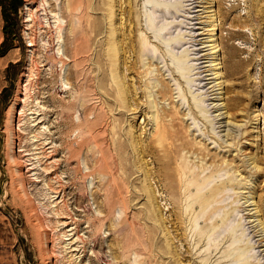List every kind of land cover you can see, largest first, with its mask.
Here are the masks:
<instances>
[{
    "label": "rangeland",
    "instance_id": "1",
    "mask_svg": "<svg viewBox=\"0 0 264 264\" xmlns=\"http://www.w3.org/2000/svg\"><path fill=\"white\" fill-rule=\"evenodd\" d=\"M158 1L165 6L150 7L147 11L142 4H136L138 0H133V4L135 10L142 12L143 23L149 13L158 26H168L163 32L167 41V47L162 50L165 56L158 51L152 69L154 76L160 66L165 77L158 74L174 89V100L181 111L175 129L183 131L184 139L206 142L211 153L220 154L216 158L218 165L225 159L231 162L230 167H240L238 172L234 171L236 166L227 172L224 163L219 172H214L210 183L212 187L233 177L220 195L221 209L212 221L219 220V226L207 227L202 233L204 219L198 221L201 210L186 212L185 197L181 209L180 197L170 189V177L157 175L154 154L151 150L141 152L152 140L155 126L148 96H143L141 88L137 90L135 98L141 107L135 114L119 107L118 90L106 89L109 83L120 84V78H113L118 72L120 44L129 43L130 35L136 39L138 34H144L130 21V16L136 19L139 14H123L124 9L131 7L132 0H50L48 8L55 11L60 8L64 18L63 49L68 54V58L63 57L64 67L56 53L57 27L48 23L42 0H0V264H264V0ZM212 5L217 9L213 17L217 24L214 37L220 48L219 70L209 66L213 56L209 46L212 42H208L212 12L208 11ZM199 16L202 18L198 19ZM75 35L79 38L77 43H74ZM32 42L35 46H30ZM75 48L80 53L77 56ZM106 52L109 56H105ZM132 55L128 52L121 59L127 56L131 64ZM173 56L182 58L186 67L185 77L190 80L187 90L173 77L176 68ZM107 57L111 58L109 81L103 71ZM207 69L211 70L204 72ZM214 71L221 72L220 81L224 82L219 92L225 100L220 101L231 104L229 110H222L228 111L229 118L221 119L224 127L218 128L221 124H216L220 134L215 136L202 116L204 112L197 109L195 114L187 100L191 105L193 98L201 105L211 104L209 108L213 110L208 115L217 113L213 102L217 103L219 94H209L207 98L204 92L213 83L203 87L208 82L203 81L206 74ZM25 73L30 75V81L23 113L16 116L23 123L17 130L18 153L22 156L29 152L26 159L22 157V169L33 204L51 226L48 245L55 247L51 260L45 254L46 244L40 239L35 215L25 206L19 186L13 183L15 167L7 157L10 108L20 95L18 86L26 79ZM61 77L73 84L74 96L67 92L59 96L56 89ZM134 77L127 76V81L133 84L137 80ZM100 93L110 101L101 103ZM161 100L159 107L171 109V100ZM43 105L48 107L46 119L34 126L29 109L36 112ZM86 109L95 113L92 121L99 118L97 130L88 124ZM120 109L127 115L120 114ZM228 120L231 124L227 125ZM93 129L101 135L100 140L107 142L116 160L108 159L105 165L98 162V149L88 142ZM228 131L234 134L230 138L224 136ZM38 133L39 141L33 142L32 136ZM234 137L240 143L231 146ZM83 155L91 168H84ZM185 156L197 171L204 163L211 164L207 171L214 168V163L192 152L187 154V150L178 156L179 162ZM255 165L260 169L254 168ZM91 173L92 192L86 179ZM64 203L76 222L71 224L68 220L70 225L65 229L61 224L66 219L58 214ZM73 226L77 227L76 237L68 239L66 244L75 239L76 244L73 247L70 244V248L57 234ZM75 247L77 250L72 251ZM188 247L199 257L192 256Z\"/></svg>",
    "mask_w": 264,
    "mask_h": 264
},
{
    "label": "bare ground",
    "instance_id": "2",
    "mask_svg": "<svg viewBox=\"0 0 264 264\" xmlns=\"http://www.w3.org/2000/svg\"><path fill=\"white\" fill-rule=\"evenodd\" d=\"M49 1L50 0H42V3L44 6V11H45L46 15L49 16L48 17L49 18L48 23H50V24L52 23V25L57 27L56 37H55L56 46H57L56 53H57V55H59L61 57V60L59 62L62 64V67H64V65H66V63H65L63 57L68 58V56H67L68 54L66 53L65 49H63L64 39H63V34H62L63 28L61 26L64 24V18L62 17V13H61L60 8H59V11L50 10L48 8L49 4H50ZM139 1L140 0H138V3L136 2V4L137 5L142 4V6L146 8V11L150 7L156 9V8H158V6L159 7L165 6V4L159 2L158 0H143V2H141V3H139ZM194 2L192 4H194ZM259 5L260 4L257 3L258 12H260ZM211 7L210 8L212 10L208 11V12H212L211 13L212 15L211 16L209 15V18H212V21L210 23L211 24V29H210L211 33L209 35L208 42H212L209 46H211L213 59H212V65H209V66L214 67V70H219L221 68V65H220L221 62L219 61L220 59L218 57V55H219L218 52L220 51V48L218 47L219 45L217 44V38L214 37V31H216V25L217 24L215 22L216 21L215 17H213V16H215L214 11H216L217 9L213 8L214 5H212ZM205 8H207V7L205 6ZM129 9L128 10L124 9L123 14L128 13L126 15H129V14H134L135 12L137 14H139L140 16L136 19L134 18V16H133V18L130 16V21L132 23H134V26L137 27V30L142 31L144 34L143 35L138 34L136 36V39H135V37H131V35L129 34L130 35L129 43L125 42V41H122V42H125L126 45H125V43H122V45L119 43L120 47H118V49H117V52L119 54L118 63H117V67H118L117 71L118 72L113 74V78H120V84L111 85L109 83V84H107L106 89H108L111 92H113V91L117 92V90H118V93H120V98H118L119 99V104H118L119 107L129 109V110L133 111V113H135V114H137V112L140 111V107H141L139 99L135 98V96L138 94L137 90L139 88H141L143 96H148V98H149V102H148L149 104L148 105H149V108L152 110V117H153V121H154L155 126H154V130L152 132V137H151L152 140L150 142H148L146 146H143V148H141V152H144L146 150H151V153L154 154V162H155V164L158 165V167H157L158 174L157 175L158 176L162 175L164 177H170V180H171V182L169 183L170 189L172 188V190L180 197V199H179L180 203L178 206L181 209H183V206H184L183 198L185 197V199H186L185 211L186 212L189 211V213H191L192 211H196L197 209L201 210V214L198 217V221L199 220L202 221V218L204 219L205 227H203V229H202V233H203L204 230L207 229V227L208 228L211 227V229H212V228H216L217 226H219V224H218L219 220H215V222H212V221H213V218H215V214L221 209V207L219 206L220 201H222L220 195L222 196V194L225 193V190L228 188L229 183L231 181H233V177H229L227 180H222L220 182H217L212 187H210V183L213 182V180H214L213 179L215 176L214 172H217V171L219 172L224 163H226L225 168L228 169L227 172H229L236 165L230 167L229 165L231 164V162H228V160H225V159H222L221 166L218 165L216 158L220 154L211 153V150L208 148V145L206 144V142L195 141L194 139L193 140L184 139L183 138V135H184L183 131L179 132L175 129L174 123H175L176 119L178 118L177 115H179L181 113V111L179 110V105H176L175 100H174V89L171 86L169 81H166L165 78H161V76L165 77V74L163 73V70L160 66H158L156 68V70H158L156 72H158V73L160 72L161 76L158 73H156L153 76L154 71L152 69V66L154 65V61H157V57H158L157 52L160 51V54L162 55V53L164 54V52L162 51L163 48L165 47V45L167 47V41L164 38L163 32L168 26L167 25H163L161 27L158 26L154 17L151 16L149 13L146 15L147 17L144 20L145 22L143 23V21H142L143 18L141 15L142 12L139 11V9L138 10L134 9L133 0H132V5ZM201 18L202 17L199 16L198 19H201ZM30 19H28L27 21H30ZM133 34H134V32H133ZM78 39L79 38L75 35L74 43L75 42L77 43ZM124 39H126V38L124 37ZM30 46H35V44L32 42L30 44ZM54 51H55V46H54ZM128 52L130 54L133 53V55H134V59L131 61V64H128V61H127L128 57L127 56L125 58H123V60L121 59V57L122 56L124 57L125 54H127ZM74 53H75V56L80 54L78 48H75ZM166 54H168L167 51H166ZM105 56H109V54L106 52ZM164 56H165V54H164ZM162 57H163V55H162ZM173 57H174L173 61H175V63H176V68H173L174 69L173 73H172L173 77L176 81L180 82V84L182 85V87L184 89L187 90L188 89L187 86L189 85L188 83H190V80L186 79V77H185L184 69H186V67L183 66L182 58H180V57L177 58L175 56H173ZM129 59H130V56H129ZM199 59H201V58H199ZM165 61H166V59H165ZM110 64H111V58L107 57V59L105 60V62L103 64V67H104L103 71L105 72V76H106L108 81L110 80L108 77V75H109L108 71H109V65ZM125 66H126V68H125ZM210 70L211 69H207L204 72H208ZM127 72H129L130 75H127ZM131 75L135 76L136 78L135 77L134 78L137 79L136 81L133 82V84H130L127 81V76L130 77ZM211 75H214V77L213 76L210 77ZM152 76H153V78H150ZM221 76L222 75H221L220 71H214L213 74H206V77H204V80H203V81H208V82H206L205 85H203V87L206 86L207 84L213 83V85H210V86L208 85L209 86L208 89L204 92L206 97L209 96V94L215 95L217 93L220 95V96L218 95L219 99H218L217 103L216 102H213L214 104L212 103L213 108H215L214 111H217L216 114L208 115L209 113H211L212 108L211 109L209 108V106L211 104L208 106H205L203 104L201 105V103L196 98H193L194 104L191 105V101L189 100V98L188 99L186 98L188 100L189 108L190 109L192 108L194 110L195 114H198V112L196 111L197 109L199 112L205 113V114L203 113L202 116L205 117L206 120L205 119L204 120L206 121V123L208 121L210 129H211L210 132H212L214 134V136L217 134H220L216 131V129H217L216 124L217 123L221 124L220 126H218V128H220L221 126H223L222 125L223 121L221 119L229 118V114H227L228 111L222 112V110H224V109L229 110L231 108V104L228 101H227V103L220 101L223 99L225 100V97H223L222 92H219L220 89L222 90V88H223L222 86L224 84V82L220 81ZM24 77H26V79H24L22 82H20L19 86H18L19 87L18 92L20 93V95L18 96L16 102H14L10 108L9 115H10L11 120L8 124V129H7L8 130L7 157H8L9 163L15 167V174L16 175L13 179V183L17 184L19 186V191L21 192V197L25 203V206L29 207L31 209V211L33 212V214L35 215V225L41 231L40 239L42 240L43 243L46 244V247L44 249L45 254H46L47 258H49L51 260L53 258V254H55V251H54L55 247H50L48 245L51 241V233H50V230H51L50 227L51 226L49 225V223H47V220H45V218L43 216L44 215L43 212L42 211L39 212L38 208L35 207V204H33L32 195L30 193L31 191H29V188H28L27 183H26L25 173L22 169V163H23L22 157L25 156V159H26V156L28 155L29 152L25 155H22V156H20L18 153L17 130L23 126V123L21 122V119L17 121L16 116L21 115L23 113L24 106H25V103L27 101V87H28V84L30 81L29 80L30 75L25 73ZM131 78H133V77H131ZM144 78H146L145 81L143 80ZM136 83L138 84V86ZM114 86H116V87H114ZM73 88H74L73 84L69 81V79H67L66 77H61L60 84L58 85V89H56V91L58 92L59 96H61V97H62V95H61L62 92H64V93L67 92L68 94L70 93V94H73V96H74V92L72 91ZM154 88H157L155 90L156 92L153 90ZM212 98H215V97H212ZM161 99L169 100V101L171 100V102H170L171 109H168L165 106L159 107L160 101H158V100H161ZM99 100L101 101V103H104V104L106 103V101H110V99H108L105 94L101 95V93L99 95ZM161 101H163V100H161ZM219 102H221V103H219ZM21 107L23 109H21ZM42 108L43 109H40V110L37 109L36 112L33 111L32 109H29L30 115H33V118H34V122H35L34 126H38L39 124H42L44 122V120L46 119V115H47L46 112L48 111V107L43 105ZM88 110L87 109L85 110V113L89 116V118L87 117L88 124L90 126H94L95 130H97L95 126L97 125L99 118L96 121H92L96 117V116L95 117L93 116L95 113L91 109H88ZM120 110H121L120 114L125 115V116L127 115L126 111H123L122 109H120ZM42 111H44V112H42ZM218 111H221V112L218 113ZM225 114H226V117L224 116ZM41 115H43V116L40 118ZM211 116H213V118H211ZM76 118L77 119L80 118L79 113L77 114ZM84 118L86 119V116ZM257 120H258V118H257ZM56 121H57V123H59L58 117L56 118ZM228 124H231L230 120L227 121V125ZM46 128H48V127H46ZM95 130L93 129L90 132L91 136H90V139L88 142L91 144H94V147H96L98 149V153H99L98 162L100 164L103 163L105 165V163L108 159L116 160L114 155H112L110 153V149L107 147V142L100 140L101 135L99 134V132H96ZM207 131H209V130H207ZM232 134L233 133H231V131H228L227 134L224 136L229 137ZM219 136H221V135H219ZM32 137H33V142H37V141H39L38 138L40 137V134L39 133L34 134ZM235 138L236 137H234V143L231 146H233L236 143L237 144L240 143V140L237 141ZM125 141H127V140H125ZM125 141L123 142L124 144H125ZM133 141H134V144L135 143L137 144V141L135 140V138L133 139ZM128 143H129V141H128ZM49 144L50 143H47V145H49ZM121 146H123V145L120 143V147ZM186 150H187V154L192 152L193 154H197V157H199L200 159H202L204 161L205 160L211 161V163H214V168L211 171H207V170H209V168H211V164H210V166H207V163H204L205 165L203 164L201 166L202 169L197 171V169H196L197 167H194V165H190V163L187 161V159H188L187 156H185L186 160L184 158H181V162H179L180 159L178 158V156ZM120 151L121 150H119V154H120ZM163 152H164V155L163 156L160 155V153H163ZM46 153H47L46 151H43V154H46ZM38 157L39 156H37V158ZM46 157L52 158V156H50V155H47ZM86 157L87 156H84V155L81 157L82 161H83V166L85 169L91 168L90 166H88ZM25 159H24V161H25ZM163 160H167L168 163L162 164L161 161L163 162ZM254 162L255 161H252L253 164H254ZM172 164H176V166L170 167V166H172ZM239 168H240L239 166L238 167L236 166L234 171L238 172ZM254 168L260 169V167L258 165H255ZM169 169H170V171H169ZM37 170L38 169H36V171ZM89 172H91V169ZM205 172H206V174L203 176V174ZM34 174H36V173H34ZM93 178H94V175L92 173L88 174L86 176V179H88V185H89L91 192H92L91 188H92L93 181H94ZM86 189H87V193H88V188H86ZM56 192L54 191V193H56ZM222 198L224 199L225 197H222ZM53 203H54V201H53ZM64 206H66L65 203L63 204V206H61V208L59 207L61 212L58 214L59 215L61 214V218L62 219L65 218L66 220H64L62 222V224L59 220L57 221V223L61 224L63 229L69 227L70 222H71V224L72 223L76 224L75 220H72V213L69 211V208L68 207L64 208ZM57 207H58V205H57ZM97 208H99V207H97ZM255 209H256L255 213L257 214V212L259 210L257 209V207H255ZM97 212H99L101 214V211L99 209H97ZM256 216H258V214ZM185 217H183V218L185 219ZM68 220H70V222ZM259 224H260V222H259ZM261 228H262V226H261ZM76 229H77V227L75 228L73 226L72 228L65 230V231H62V232L58 233L57 235H58V237L62 238V239H60L63 241L62 243L66 244L68 239H70V240L73 239L74 234L76 233L74 231ZM68 233H70V234H68ZM197 233H198V231H197ZM195 235H197V234H195ZM206 235H207V233H206ZM69 236H71V237L68 238ZM75 242H76V239L71 243H67L66 247L70 244H72V247H73L76 244ZM198 244H199V242L197 243V245ZM214 244H215V242H214ZM72 247L70 245V248H72ZM187 249H188V252L190 254H192V256L193 255L198 256V254H193V251L191 248L188 247ZM74 250H77L76 247L72 251H74ZM226 255H228V254L226 253ZM206 261H208V259H206ZM209 261H211V260H209ZM198 263H199V261H198ZM52 264H55V263L52 262Z\"/></svg>",
    "mask_w": 264,
    "mask_h": 264
}]
</instances>
